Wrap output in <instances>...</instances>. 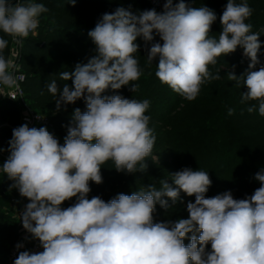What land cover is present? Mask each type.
Wrapping results in <instances>:
<instances>
[{"label":"clouds","instance_id":"obj_1","mask_svg":"<svg viewBox=\"0 0 264 264\" xmlns=\"http://www.w3.org/2000/svg\"><path fill=\"white\" fill-rule=\"evenodd\" d=\"M68 3L75 6L76 0ZM48 11L34 0H0V32L21 45ZM251 15L246 0H227L218 38L209 35L217 19L214 10L191 7L185 0H166L159 13L154 8L134 13L119 7L102 15L88 32L96 54L74 71L59 73L65 81L62 88L55 79L47 85L57 111L81 99L86 104L84 112L74 109L64 144L46 127L25 123L12 130L10 155L0 172L13 181L9 190H18L29 201L20 221L43 248L38 253L20 251L13 264H264V172L255 175L260 187L244 199L233 198L231 191L206 198L212 184L208 172L187 167L170 175L171 184L160 180L159 189L149 184L107 202L100 196L88 198L90 182L103 183L101 166L109 160L117 172L134 174L146 171L145 161L152 156L156 136L145 114L150 101L102 95L124 86H131L133 93L138 90L139 85L131 83L142 75L135 56L138 37L150 44L148 64L158 59L155 76L188 101L197 98L203 84L221 79L209 65L242 48L250 70L228 78L237 86L243 83L247 91L241 103L259 101L258 112L264 117V64L251 70L260 64L261 48L260 34L246 23ZM154 33L162 43L155 41ZM8 47L9 40L0 36V85L13 88L18 87L11 71L16 65L4 55ZM256 110L255 105L247 109ZM233 112L229 109L228 115ZM181 191L195 196L187 204L188 218L154 222L157 204L169 209L168 201L175 204ZM73 197V205L61 207ZM185 239L190 243L185 245Z\"/></svg>","mask_w":264,"mask_h":264},{"label":"trees","instance_id":"obj_2","mask_svg":"<svg viewBox=\"0 0 264 264\" xmlns=\"http://www.w3.org/2000/svg\"><path fill=\"white\" fill-rule=\"evenodd\" d=\"M34 2L44 3L49 11L38 18L39 26L35 34H30L19 45L16 61L24 75L22 88L26 103L47 117L48 123L44 127L61 144L67 135L66 126L71 123L74 109L79 108L84 112L87 110L86 104L81 99L75 104L62 105L61 110L57 111L47 85L55 79L58 87L62 88L65 81L59 79V73L74 71L78 63L85 64L96 54L95 44L88 32L94 29L103 14H111L119 7L131 9L134 13L152 8L144 0H76L75 6L69 4L68 0ZM178 2L173 0V4ZM235 2L241 3L244 0ZM246 2L252 9V15L246 23L252 25V32L260 34L261 43L258 53L260 64L251 70H259L261 64H264V3L262 0ZM185 3L191 7L206 6L214 10L217 19L209 35L218 38L222 31L220 16L227 0H185ZM0 36L9 40L4 55L11 58V38L3 32H0ZM154 37L155 41L162 43L155 33ZM136 42L139 51L135 56L142 75L139 80L131 83L138 84V90L133 93L130 91L131 86H124L115 91L108 89L102 95L118 94L128 99L150 101L145 114L150 116L149 127L156 136L152 156L145 161L146 171L134 174L117 172L114 163L109 160L101 166L103 183L90 182L88 198L100 196L107 202L120 193L131 195L145 185L152 184L159 189L160 180H168L171 184L170 175L185 167L208 172L212 184L205 194L206 198L226 191H231L235 199L252 195L260 187L255 175L264 168V117L258 112L259 101L241 103L242 93L247 91L243 83L237 86L236 81L228 78L230 73L241 77L250 70V60L243 55V49L238 47L236 51L218 57L216 65H209V71L213 74L219 72L221 79L206 82L201 86L197 98L188 101L155 76L158 59L149 65L146 57L150 44L146 45L139 37ZM67 83L71 85L72 82L69 80ZM252 105L257 110L249 113L247 109ZM229 109L234 110L232 115H228ZM21 114L22 108L17 103L6 99L0 101V148L4 149L0 152L2 163L10 155L7 151L8 142L12 138V130L21 126ZM246 179L252 184L259 183L254 187L251 183H245ZM3 183L4 187L0 186V264H9V254L17 242L18 231L12 214L14 209L10 205L11 198L7 194L13 181L4 174ZM15 196L21 197L18 190ZM194 201V195L188 196L181 191L175 204L168 201L171 205L169 209L157 204L153 214L154 222L187 219V204ZM75 202L76 198L73 197L64 201L61 207L67 208ZM184 243L187 245L190 240L185 239Z\"/></svg>","mask_w":264,"mask_h":264},{"label":"built area","instance_id":"obj_3","mask_svg":"<svg viewBox=\"0 0 264 264\" xmlns=\"http://www.w3.org/2000/svg\"><path fill=\"white\" fill-rule=\"evenodd\" d=\"M152 9L154 8L158 13L163 11V5L165 3L164 0H144ZM17 0H14V3H16ZM264 3V0H262ZM31 34V33H30ZM19 45H15L12 43V51H11V59H13L16 67L15 69L11 70L13 71L16 79L18 87L13 88H7L3 85H0V101L3 99L12 101L17 103L22 108V114L20 117V123L21 125L27 123L28 126L31 127H44L48 123V119L42 115L41 113H38L34 111L25 100V93L22 88V84L24 82V75L20 70V66L18 62L16 61V54L18 52ZM15 97V99L11 97ZM61 143V145H63ZM28 200L25 201H19L16 199H10V205L14 209V218L17 222V231H18V239L15 243L13 249L10 251L9 254V264H13L14 260L17 258L20 251H30L33 253L42 252L43 248L40 246L39 240H35L32 246L29 249H17L16 245L18 244L20 239H25L30 235L22 225V222L20 221V214L23 212L25 205L28 203Z\"/></svg>","mask_w":264,"mask_h":264},{"label":"rangeland","instance_id":"obj_4","mask_svg":"<svg viewBox=\"0 0 264 264\" xmlns=\"http://www.w3.org/2000/svg\"><path fill=\"white\" fill-rule=\"evenodd\" d=\"M240 57V56H239ZM238 70H241V67H238L237 68ZM46 117V116H45ZM47 118V117H46ZM60 139H63V138H60ZM3 165V163L0 161V166H2ZM259 172H264V168H261L260 170H259ZM3 176H4V173L3 172H0V186L1 187H4V183H3ZM245 183H251L250 181H249V179H246L245 181H244ZM259 182H253V186L255 187L257 184H258ZM15 193H16V189H11V190H8V192H7V194H8V196L11 198V199H16V200H19V201H23L24 200V197H17V196H15ZM238 197V196H237ZM240 198V197H239ZM243 198H245V197H243ZM13 209V208H12ZM13 215H14V212L12 213ZM210 249H211V246H210Z\"/></svg>","mask_w":264,"mask_h":264},{"label":"crops","instance_id":"obj_5","mask_svg":"<svg viewBox=\"0 0 264 264\" xmlns=\"http://www.w3.org/2000/svg\"><path fill=\"white\" fill-rule=\"evenodd\" d=\"M12 2L14 3V0H12ZM35 240L36 239H33L31 234L28 237H26L25 239H20L18 244H23V247L20 248V249L21 250L29 249L32 246V244L34 243Z\"/></svg>","mask_w":264,"mask_h":264}]
</instances>
